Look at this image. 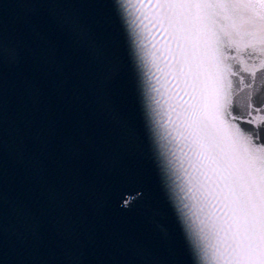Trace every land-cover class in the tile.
I'll return each mask as SVG.
<instances>
[{
  "label": "water",
  "instance_id": "water-1",
  "mask_svg": "<svg viewBox=\"0 0 264 264\" xmlns=\"http://www.w3.org/2000/svg\"><path fill=\"white\" fill-rule=\"evenodd\" d=\"M164 2L0 0V264L225 259L226 209L189 135L190 77L155 7ZM235 55L209 41L202 75L230 79L255 107L261 73L251 81ZM262 116L245 112L233 129ZM177 204L207 255L186 242Z\"/></svg>",
  "mask_w": 264,
  "mask_h": 264
},
{
  "label": "snow or ice",
  "instance_id": "snow-or-ice-1",
  "mask_svg": "<svg viewBox=\"0 0 264 264\" xmlns=\"http://www.w3.org/2000/svg\"><path fill=\"white\" fill-rule=\"evenodd\" d=\"M155 7L171 29L177 63L187 69L184 74L190 77L193 102L186 108L192 129L189 135L210 162L213 183L226 209L219 230L223 233L220 241L225 259L211 264H264V116L259 123L249 121L254 128L236 125L233 129L235 120L243 119L245 112H264V88L256 96L255 107L251 93L237 100L234 89L238 86L227 78L226 82L214 80L210 85L202 75L200 60V52L209 41L217 46L223 43L226 50L237 52L229 58L236 61L241 72H247L251 81H256L260 72L264 81V0H166ZM253 57L257 63L249 66L247 60ZM228 68L229 76L238 75L231 71L232 65ZM225 123L229 129L226 137L220 135ZM129 203L124 202L125 206ZM176 211L186 226L179 204ZM185 237L196 255L202 247L207 255L206 238L199 231L193 233L186 226Z\"/></svg>",
  "mask_w": 264,
  "mask_h": 264
}]
</instances>
